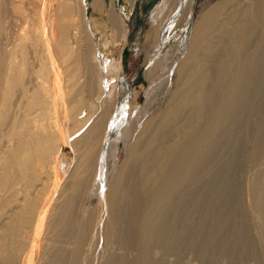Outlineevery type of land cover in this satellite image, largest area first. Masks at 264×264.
Returning <instances> with one entry per match:
<instances>
[{
	"label": "bare ground",
	"instance_id": "1",
	"mask_svg": "<svg viewBox=\"0 0 264 264\" xmlns=\"http://www.w3.org/2000/svg\"><path fill=\"white\" fill-rule=\"evenodd\" d=\"M57 1L59 3L60 0ZM0 2L3 8L1 10L5 12L6 0ZM57 5L55 36L52 42L47 40L44 26L42 29L33 27L16 40L11 50L6 46L3 48L1 39L6 28L0 21L2 42L0 43L2 82L0 88V264H88L89 256L95 248H93L94 239L97 242L96 238L103 229L111 228L109 225L107 226L110 228L105 227L104 216L96 218L91 213L92 217H95L92 219L89 218L91 215L82 217L78 214V210L81 211L79 206L85 201L79 198L78 201L76 194L80 190L79 186L87 187L84 182L81 186L77 181L78 178L73 177H77L80 172L76 173L75 169H71L60 178L55 170V152L62 141L66 142V135H63L55 123V117L52 119V114L57 108L56 96L57 99L65 97V92L62 93L63 82L59 74V62L67 63L69 66L72 62L78 64L74 59L80 53V50L74 49L78 46L76 47L73 42L75 33L76 35L78 33L73 30L77 27V20L73 14L74 4L72 0H61ZM16 11L24 10L17 7ZM206 12L194 23L187 55L177 65L174 73L168 103L164 104L165 107L159 113L155 112L156 115H152L145 124L144 121L140 123L144 126H140L142 129L139 136L144 138V141L137 138L133 143L128 140L130 143L146 146L157 130L159 133V130L166 128L167 138L164 142L159 138L155 139L154 148L149 150L135 145L137 150L134 154L137 157L132 161L134 156L132 153L127 163L135 176L137 175L136 188L142 196L132 197L131 202L134 205L132 210H127V212L131 211L128 214L129 220L134 223L140 215L138 235L142 250L151 245L164 244L170 248L197 245L201 240L199 237L203 234L202 226L211 224L231 230L241 217L249 218L251 222L256 220V224L264 228V173H262L264 171V0H222L218 9ZM212 12L215 21L210 22V25L217 24V27L213 24L215 33L205 28L207 24H204L213 18ZM113 18L116 17L113 15ZM70 28H73L74 32L70 31ZM50 35L51 33L49 39L52 36ZM47 41L52 44H48ZM40 42L42 49L44 44L45 57L48 61L41 62V77L50 79L55 91L46 93L44 98L39 95L38 98H31L28 109L35 110V114L28 116L18 100L21 92L15 95V91L21 88L22 67L12 60L6 62V58L13 56L15 51L23 54L28 46L34 54ZM71 42L75 46H71ZM51 50L54 56L51 55ZM87 66L89 76L86 81L92 85L91 81L96 70L93 69L92 63H88ZM149 67L151 68V65ZM76 69L78 70V67ZM149 70L152 71L153 68ZM98 71L96 74L99 75ZM75 75L76 71L66 72L68 103L61 100V108L65 115L80 124L82 112L81 105L75 97L77 95L73 84ZM98 85L100 86L99 83ZM100 117L93 116L88 125L78 126L75 123L78 128L71 132L73 141L78 132L80 133L84 127L87 129L83 141L80 143L74 141L76 145L79 143L77 146L83 149L91 142L90 133ZM137 122L132 121V129L135 128L134 125L139 124ZM142 150H145L144 154H140ZM85 155L88 156V150ZM160 156L165 159L156 165L159 170L155 171L148 165ZM189 160L192 163V173L187 175L184 170L189 169ZM208 163L213 168L208 172L210 181L208 188L211 193L206 200L203 199L205 204L203 211H198L195 204L199 198V190L195 181L190 182V176L195 180L201 165ZM49 174L54 175V178L48 190L50 185L47 186V183L51 182H48ZM78 175L80 177V174ZM123 179L124 175L118 173L113 185L111 184L112 187L105 189L104 194L101 191L102 196L98 197V199L103 197L102 200L104 198L105 200L96 208L106 205L110 213L109 217L113 221L111 222L114 224L120 220V209L123 206L118 205V200L113 199L112 195L117 197L116 189L119 190ZM179 179L181 182L178 183ZM242 181L245 182V193H243ZM86 190L83 189V192ZM91 196L92 193L87 194L86 199H90ZM81 200L84 202L81 203ZM142 202L139 209H134L135 205ZM250 204L256 209V214H253L249 209L250 206H247ZM123 210L121 212H125ZM122 217V220L126 218L124 215ZM124 221L119 225L124 224ZM114 224L112 225L116 226ZM123 226L127 229L129 223L128 226ZM111 232L113 230L109 233ZM125 234L127 235L128 232ZM103 235L105 236V233ZM107 236L108 234L105 237ZM116 236L118 237V234ZM65 237H69V242L66 241V244ZM214 237L215 233L210 232V239ZM261 241L264 242V239L261 238ZM102 254L105 255L104 252ZM108 254L107 252L106 256ZM116 254L119 255L118 252ZM143 255L142 260L146 256ZM101 257L100 259L104 256ZM108 257L106 260L110 259ZM113 261L111 262L114 264L118 262V260Z\"/></svg>",
	"mask_w": 264,
	"mask_h": 264
},
{
	"label": "rangeland",
	"instance_id": "2",
	"mask_svg": "<svg viewBox=\"0 0 264 264\" xmlns=\"http://www.w3.org/2000/svg\"><path fill=\"white\" fill-rule=\"evenodd\" d=\"M72 2L74 4L73 14L77 20L78 28H70V31L74 32L76 30L78 32L77 35L75 33V41L73 42L76 47L80 46L82 49L78 47L74 48L80 50L78 55L79 59L78 57L74 59L78 61V64L72 62V65L69 66L67 63L64 64L59 62V74L63 82L62 93L65 92V97L57 99L58 96H56L57 108L55 113L52 114V119L55 117V123L60 128L63 135H66V142L62 141L59 145V149L55 152L54 164L57 175L60 178H63L71 169H75L76 173L79 171L80 173L78 174H80V177L78 174H75V170L74 175L77 177H73L76 179L78 178L77 181L81 186L85 183L84 185L87 186L85 188L89 190L88 192V190L82 186L84 191L86 190V192H83V189H81L82 187L79 186L80 190L78 189V194H76V196H78L77 199H84L85 202L81 200V203L82 201L84 203L79 206L81 211L79 212V209L78 214L82 217H89L91 215L89 218L92 219H95V217H92L93 214L96 218L97 216H104L106 218L103 217V219L108 221L106 222L102 219L105 223V227L107 225L111 227L107 226V228L110 229H103L99 237L96 238L97 242H95L94 239L93 248L95 247V250H92L88 264L90 261L92 264H114L111 262L113 260V262L118 260V262H116L117 264H264V244H262L264 242L261 241V238L264 239V228L260 225V229V226L256 224L257 221L254 219L255 223L254 221L251 222L252 220L249 218H243L246 222L242 217L238 218L231 230H226L225 228L223 229L211 224L202 226L203 234L199 237V240L201 239L199 244L191 245L190 247L176 246L170 248L162 244V246L151 245L152 249L151 247H146L147 249L142 250L138 235L140 233V215L134 223V221L132 222L129 220L130 216L128 214L131 211L127 212L129 209L132 210L134 205L131 202V198L141 196L139 190L136 188V183L138 182L136 178L137 175L135 176L131 167L127 165L129 162L128 160L131 159L132 153L134 154L137 150L135 145L138 147L143 146L146 150H149L150 148H154L153 141L155 139L159 138L164 142L167 138L166 128H163L162 131L159 130V133L157 130L151 142L146 144V146H144V144L133 143H135L137 138L143 141L145 140L139 136L141 135L139 133L141 131L140 129H142L146 121L152 115L155 116L161 109L163 110L166 102L168 103V97L172 90L171 86L174 73L177 69V65L187 55V50L195 27V21L200 18L204 12L206 14L207 10L212 11L213 9H218L222 0H72ZM59 3L57 0H6L5 9H7L4 10L5 12L1 10L3 8L2 4H0V21L6 28L4 37L2 36L3 38L1 39L3 43L0 41V43H2V46H0L3 48L6 46L8 50H11L16 40L20 39L19 37H22L23 33H27L29 29L33 27L42 29L43 26L45 28L47 40L52 42L55 36L56 9ZM17 7L24 11H16ZM33 13H36L35 16H33ZM113 15L116 18H113ZM212 21H215L214 16L204 24H207L205 28L214 32L213 30H216L214 26L216 25L217 27V24L212 23V26L215 24L212 27L210 25ZM48 32L52 35H50V39L48 37ZM76 38L78 41H76ZM50 41L47 42L51 45L52 43H50ZM73 42H71L73 45L70 43L71 46H75ZM41 43L42 42H40V44ZM40 44L37 45L34 54L28 46L27 51L23 54H19L15 51L13 56L6 58V62L12 60L18 66L20 64L22 67L21 88L15 91V95H18L19 92L23 94L22 96L20 94L19 99L18 97L17 99L20 104L23 105L24 113L28 116L35 114V110L32 111L31 108L28 109L31 98H38L37 95L43 97L46 93L50 94L49 92L55 91V86L51 84V80L41 77V62L44 63L47 61V57H45L44 44L43 49L42 44ZM50 45L49 47H51ZM51 55L54 56L53 50H51ZM89 60L92 63L93 69L95 68L94 70L96 71L99 70L97 72L99 75L94 71L93 80L91 81L92 85L88 84L86 81L89 76L87 65L88 63L91 64ZM153 61L154 65L152 64ZM83 62L85 64L87 63V65ZM149 65H151V68ZM77 67L78 70H75ZM152 68V71H148V69ZM67 70L76 71L73 84L77 92L75 97L77 102L81 105L82 113L80 124L71 117L65 115L61 108V100H64L66 104L68 103L66 98V88L68 85L66 82ZM149 72L151 73L149 74ZM1 86L2 82L0 79V88ZM144 108L146 109L144 110ZM155 112L156 114H154ZM95 115L101 117L93 127L92 133H90V135H92L91 142L82 149L77 145L83 141L84 133L87 132V129H85L86 127H84L80 133L78 132L79 134H76L77 136L74 138V141H79L77 145L74 143L73 139H71V132L78 128L77 124L78 126H83L84 124L88 125ZM68 119L71 120L68 121ZM134 119L138 121L137 123L139 124H136L137 127L134 125L135 128L132 129L131 123L135 121ZM143 121L144 124H140L143 123ZM78 135H82V137ZM174 138L176 139L177 137ZM128 140L133 143H130ZM78 148H80L79 150L81 153ZM87 150L88 156L85 155V153L87 154ZM129 153L131 154L129 155ZM144 153L145 150L140 151V154ZM136 157L137 156L134 154L132 161L136 159ZM163 159L165 158L160 156L157 159L155 158L154 161L152 160L149 165H146L158 171L159 169L156 165L163 162ZM188 164L190 165L189 169L186 168L184 170V172H187V175L192 173V163L190 160ZM212 169L211 164H202L201 169L199 168V173L195 175V180L190 176V182L195 181V184L198 186L197 189L199 190V198L195 204L198 211H203L205 205L203 199L206 200L208 194L211 193L208 188L210 185L208 172ZM118 173L124 175V179L121 181L119 190L118 188L116 189V191H118L117 197L112 195V198L118 200V205H122L123 207L120 209V220L114 224L109 217L110 213L107 211L106 205L103 206L100 204V208L104 207L103 209H105L106 207L105 210L98 207L99 211L96 207L105 200V198L102 200L103 197L101 199L99 198L100 200L98 199L99 196H102L101 191L102 194H104L105 189L108 190L112 187L111 184L113 185ZM262 173H264V171H262ZM47 178L46 180H48V182L51 181L47 183V186L50 184L52 185L54 175L49 174ZM113 178L115 179L112 182ZM177 182H181L180 179L177 180ZM242 184L243 193H245V182ZM51 185L48 186V190L51 188ZM241 187L242 185L240 188ZM98 188H100L99 191L95 192ZM48 190L45 192L46 195ZM111 191H113V189H111ZM89 193H92V196L90 199H86V195ZM79 199L78 201H80ZM142 204L143 202L135 205L134 209H139ZM247 206H250L249 209L253 214H256V209H254L252 204ZM123 208L125 210H123ZM94 210L99 214L101 212V215ZM121 210L126 213L121 212ZM122 215L126 217L123 220L121 219L123 218ZM108 217L109 220H107ZM121 220L122 222L124 220L126 222L124 221V224L119 225ZM128 223V228L130 229H126L123 226H128ZM117 224L119 226H117ZM111 225L113 228H116L113 229ZM254 225H256V227ZM248 227L252 229L250 230ZM112 230L113 232L109 233ZM259 231H262L261 234ZM127 232L128 234L126 235L125 233ZM210 232L215 233V237L212 239H210ZM103 233H105V236L108 234V236L105 237ZM117 234L118 237L120 235L121 239L120 237L118 239L116 236ZM159 235H161V233H159ZM102 236L103 238L105 237L104 240H102ZM65 238H67L64 239L66 244L69 237ZM119 240L127 242H120ZM255 241L256 243H254ZM95 243L96 246H94ZM97 243L99 244L97 245ZM127 243L129 244L127 245ZM257 243L260 244L261 247ZM103 252L105 255L102 254ZM107 252L109 254L114 252V256H112L113 254L110 255V257H108L109 254L106 256ZM117 252L119 255L116 254ZM116 255L119 257L121 256L120 259L119 257L117 258ZM142 255L144 256L143 260L141 259ZM101 256L104 257L102 258ZM129 256H131V258ZM100 257L102 259H100ZM106 257L111 259H109L110 263L108 259L106 260ZM112 257L114 258L112 259ZM133 257L136 259H133ZM127 259H129V261ZM105 260L107 262H105ZM124 260H127L128 263ZM130 260L133 263H130ZM99 261L104 263H99Z\"/></svg>",
	"mask_w": 264,
	"mask_h": 264
}]
</instances>
